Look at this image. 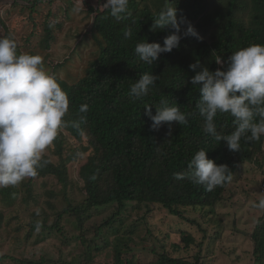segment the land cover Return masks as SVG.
I'll use <instances>...</instances> for the list:
<instances>
[{
    "label": "trees",
    "instance_id": "1",
    "mask_svg": "<svg viewBox=\"0 0 264 264\" xmlns=\"http://www.w3.org/2000/svg\"><path fill=\"white\" fill-rule=\"evenodd\" d=\"M249 1L253 21L251 26L246 27L237 19L243 14L242 10L235 9H241L239 0H173L178 20L185 18L203 39L201 41L194 37L182 38L178 49L161 54L159 60L151 66L140 61L134 49L138 42L146 39L150 43L158 42L163 45L165 37L174 31L171 26L165 30L150 31L155 15L164 7L165 0H129V14L119 22L111 17L110 9L98 8L101 0H98L97 6L89 8L88 14L93 16L91 32L100 48L96 59L90 63L85 76L74 85L52 75L69 99V110L64 117L69 123L65 128L79 142L87 137L93 153L79 172V182L84 184L82 200L75 205L70 203L59 212L58 220L63 219L66 214L74 213L79 217V221L84 223L93 217L91 211L110 205L117 211L104 223L103 227L107 228L116 222L118 213L129 204L160 206L181 219L184 217L182 208H210L215 211L240 167L246 163L260 161V156L264 160V136L251 143L242 139L241 151L230 152L223 142H215L204 133L203 118L196 110L200 93L198 88L191 84V78L200 69L193 71L189 67L199 61L201 66L215 72L218 68H226L228 58L240 48L252 44L264 45V0ZM17 2L20 1L17 0L13 4L16 9ZM42 3V0H35L34 5ZM55 3L56 0L53 5ZM52 12L49 11L45 21L46 39L40 44L43 49L49 45L52 35ZM10 16L11 12H8L5 18L0 15V37L10 34L17 42L18 54L24 53L17 31L6 23ZM59 25L58 27H61ZM186 26L182 25L184 28ZM129 29L132 36L125 38L124 33ZM210 30H216V33L209 42L205 36ZM218 60L224 63L218 64ZM145 72H152L159 78L148 96L134 100L129 96L130 86ZM161 99H167L169 104H177L182 111L193 113L189 124L180 126L173 122L171 135L168 134L167 124L159 131L152 130V121L145 114L144 107L151 104L155 114L156 105ZM81 105L88 106L86 114L79 112ZM80 115H86V123L81 125L83 135L71 126V122L78 120ZM233 119L228 114H218V132L226 135L234 131ZM65 136L58 132L52 143V153L60 158L59 162L52 161L51 156L44 154L42 159L47 163L38 169L36 176L25 179L17 186L0 188L10 208L19 202L23 203L28 211H31L33 206L38 207L42 210L44 221H47L42 199L57 196L56 188L46 189V186L54 187V182L48 184L47 181L53 179L59 186L63 184L65 187L69 184L67 161L72 158H63ZM200 149L207 150L209 159L217 164L229 166L233 173L230 183L208 192L202 186H194L187 179H175L176 173L187 172L189 161ZM39 182L42 183L40 191L44 197L35 194ZM1 204L3 202L0 200V234L8 224ZM3 207L6 208L4 205ZM33 224L35 225V220ZM41 226L47 228L46 224ZM55 227H58V223L53 228ZM20 231V227L13 231L14 240L19 237L25 239L21 237ZM118 232H121V228L115 230L120 245L116 246V260L117 264H124L121 246L124 245V240H130L127 235L131 236L133 231L124 229L123 237H120ZM182 238L186 247L194 242L192 236L184 233ZM252 239L256 245L257 263L264 264V217L259 220ZM95 247L96 250L101 249L97 245ZM7 258L9 257L2 256L0 261ZM88 259L91 261L89 255ZM88 259H83L85 264ZM70 264L83 263L78 261ZM152 264L197 263L173 259L167 254H162L158 261Z\"/></svg>",
    "mask_w": 264,
    "mask_h": 264
},
{
    "label": "rangeland",
    "instance_id": "2",
    "mask_svg": "<svg viewBox=\"0 0 264 264\" xmlns=\"http://www.w3.org/2000/svg\"><path fill=\"white\" fill-rule=\"evenodd\" d=\"M16 1L0 0V15L5 18L11 12L6 23L17 31L21 48L27 53L40 55L43 67L50 75L70 85L77 83L85 76L100 49L91 32L93 16L88 14L90 7L98 5V0H56L54 5V0H42L43 3L37 6L35 0H19L18 9L13 5ZM105 2L101 0L98 8H102ZM77 4L80 12L74 13L72 9ZM239 6L241 9H235L242 10L243 14L237 19L246 27L251 26V2L239 0ZM49 11L54 14L52 35L49 45L43 49L40 44L46 39L44 28ZM1 31L0 26V34ZM215 33L216 30H210L205 39L212 41ZM59 132L66 135L63 158H72L67 161L69 184L65 187L53 179L47 181L48 184L54 182V187L46 186V189L56 188L57 196L42 199L43 209L47 212L46 222L38 207L33 206L28 211L19 202L10 208L0 191L1 207L8 223L0 234V257H9L0 264H70L78 261L85 264L83 259H88V255L91 261L88 259L87 264H117L115 251L116 246H120L115 234L117 228H121L120 237H123L124 229L133 231L131 236L127 235L130 240L123 241L126 247L121 246L124 264L128 261L131 264H152L162 254L197 264H258L252 234L264 217V210L253 206L258 203L259 194L264 193V160L261 156L260 161L240 167L215 211L182 208L184 217L181 219L160 206L129 204L118 213L117 223L107 228L103 227L104 223L117 211L111 205L91 211L93 217L84 223L74 213L57 219V214L70 203L75 205L82 200L84 184L79 182V172L93 154L87 137L79 142L65 127ZM52 151L53 144L44 154L59 162L60 158ZM41 184L38 183L35 194H43ZM34 220L35 225L39 222L46 224L47 228L41 226L37 232ZM57 223L58 227L53 228ZM18 227L24 240L20 237L14 240L13 231ZM183 233L194 239L189 247L182 240ZM96 245L101 249L96 250Z\"/></svg>",
    "mask_w": 264,
    "mask_h": 264
},
{
    "label": "clouds",
    "instance_id": "3",
    "mask_svg": "<svg viewBox=\"0 0 264 264\" xmlns=\"http://www.w3.org/2000/svg\"><path fill=\"white\" fill-rule=\"evenodd\" d=\"M129 0H106L103 9H110L111 17L117 22L128 15ZM173 0H165L164 7L155 15L150 31H174L165 37L163 45L143 40L135 45V54L140 61L151 66L161 54L170 53L180 47L182 38L203 39L195 27L185 18H177ZM79 13L78 4L73 7ZM187 25L186 28L182 25ZM130 38L129 29L124 33ZM17 42L9 34L0 37V188L17 186L25 179L37 175L47 161L42 157L54 142L61 128L68 126L64 117L69 110L67 93L57 79L43 67V58L36 54L17 52ZM223 64V61H216ZM196 71L191 84L198 88L200 99L196 110L203 118V131L215 142H223L230 152L241 151V140L251 143L264 136V45L252 44L233 52L226 68L212 72L201 66L199 61L191 64ZM159 76L145 72L130 86L129 96L141 100L148 96ZM145 114L152 121L151 128L159 131L165 124L169 135L173 122L187 126L193 115L182 111L177 104L161 99L155 114L151 104L145 105ZM87 105L79 112L86 114ZM218 114L233 117L234 131L222 135L217 130ZM259 118L258 120L256 118ZM86 115H80L71 126L83 135L81 125ZM184 173H176L175 179H187L194 186H202L211 192L218 186L230 183L233 173L227 164H217L209 159L208 151L200 149L191 158ZM254 207L264 210V193L259 194ZM35 230H41L39 222Z\"/></svg>",
    "mask_w": 264,
    "mask_h": 264
}]
</instances>
